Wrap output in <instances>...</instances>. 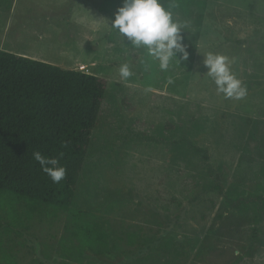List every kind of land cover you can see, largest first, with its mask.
Instances as JSON below:
<instances>
[{
  "label": "rangeland",
  "instance_id": "374dc122",
  "mask_svg": "<svg viewBox=\"0 0 264 264\" xmlns=\"http://www.w3.org/2000/svg\"><path fill=\"white\" fill-rule=\"evenodd\" d=\"M94 1L88 18L78 0L0 1V50L107 82L68 210L0 202L1 263L264 264V0H160L187 23L167 71L109 27L122 0ZM208 52L244 98L217 92Z\"/></svg>",
  "mask_w": 264,
  "mask_h": 264
},
{
  "label": "trees",
  "instance_id": "16d2710c",
  "mask_svg": "<svg viewBox=\"0 0 264 264\" xmlns=\"http://www.w3.org/2000/svg\"><path fill=\"white\" fill-rule=\"evenodd\" d=\"M0 1L11 8L13 0ZM106 85L92 74L0 50V202L9 197L68 210ZM34 152L59 157L64 179L53 183Z\"/></svg>",
  "mask_w": 264,
  "mask_h": 264
},
{
  "label": "clouds",
  "instance_id": "9594fccd",
  "mask_svg": "<svg viewBox=\"0 0 264 264\" xmlns=\"http://www.w3.org/2000/svg\"><path fill=\"white\" fill-rule=\"evenodd\" d=\"M109 27L123 39L126 38L135 48L146 49L148 55L159 62L162 71L168 70L173 58L178 61V53L181 54V59L188 58L181 35L187 23L176 22L160 0H122V6L117 9ZM203 64L217 92L225 98L239 100L247 95V88L232 71L228 57L208 52ZM119 74L122 80H127L133 72L125 63L120 66ZM32 155L53 183L64 179L66 169L61 165L59 157H47L40 152H34Z\"/></svg>",
  "mask_w": 264,
  "mask_h": 264
},
{
  "label": "crops",
  "instance_id": "0c3cea01",
  "mask_svg": "<svg viewBox=\"0 0 264 264\" xmlns=\"http://www.w3.org/2000/svg\"><path fill=\"white\" fill-rule=\"evenodd\" d=\"M74 1H76V0H74ZM79 1V12H78V14L77 15H80L79 13L81 12V13H84L87 17L86 18H88V17H90V15H87V14H89V10L90 9H87L86 8V4H88V5H90V0H78ZM18 2H19V0H13V2H12V5H11V8L10 9H12V11H13V9H14V7H15V5H17L18 4ZM95 3H96V11L97 12H104L105 11V9H104V6H105V2H104V0L102 1V0H95L94 1ZM91 11V10H90ZM70 16H72V15H70ZM68 18V17H67ZM69 19L70 20H72V18L71 17H69ZM45 21H46V19H45ZM43 22V21H42ZM41 22V28L43 29V32L39 35V36H35V38L38 40V39H40V38H42L44 35H46L47 36V29H53L52 27H51V25L48 23V21L47 22H43L42 23ZM48 25H49V27H48ZM38 27V26H37ZM58 28H61V27H58ZM13 54H15V55H18V56H22V57H27V58H29V55H26L25 53L23 54V53H19V52H16V53H13ZM29 59H32V60H36V61H38V60H41V59H37V58H34L33 56L32 57H30ZM41 62H43V61H41ZM46 63V62H45ZM48 64V63H47ZM50 64V63H49ZM55 66V65H54ZM57 67H60V66H58V65H56Z\"/></svg>",
  "mask_w": 264,
  "mask_h": 264
}]
</instances>
